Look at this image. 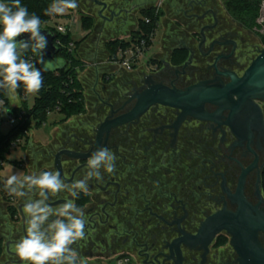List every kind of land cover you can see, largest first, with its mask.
Here are the masks:
<instances>
[{"label": "flooded vegetation", "instance_id": "1", "mask_svg": "<svg viewBox=\"0 0 264 264\" xmlns=\"http://www.w3.org/2000/svg\"><path fill=\"white\" fill-rule=\"evenodd\" d=\"M185 1L178 13H181L182 30L190 39L181 40L177 49L188 53L187 61L193 53L192 62L176 70L163 60L149 75L157 83L180 90L199 82L214 81L217 77L224 83L230 82L218 72L229 71L242 76L254 60L246 58L243 62L239 55L241 44L246 42L243 40H252L249 34L240 29L233 32L232 24L223 22L208 0ZM189 21L199 24V31H194ZM243 24L246 22L237 21L238 27L246 30ZM178 29L172 31L178 32ZM252 29V34H261L258 26ZM203 32L206 42L200 48ZM170 37L174 42L177 40L174 34ZM213 42L224 45L216 43L210 52ZM143 86L142 83L133 85L125 94L119 92V96L111 92L110 99L120 100L98 101L97 117L80 118L86 121L81 122L78 129L69 134L52 135L45 147L33 150L30 146L26 157L27 175L59 171L61 177L71 183L83 177L87 159L97 148L107 147L117 156L116 171L104 173L102 181H89L88 194L80 193L73 198L61 192L50 196L48 201L56 207L65 198L75 199L76 205L83 208L86 238L71 247L85 263H108L124 255L129 256L133 264H241L231 244L232 237L226 231L209 243L206 238H194L203 223L225 206L229 211L237 210L224 189L235 194L243 170L254 164L256 167L246 180L245 195L250 203L258 204L256 192L260 176L264 196V101H257L259 114L253 110L245 116L241 114L243 117L234 125L237 134L233 127L226 125L229 112H223L214 121L187 118L176 127L180 111L156 105L138 120L113 128L99 139L101 124L112 111L115 114L111 120L130 112L135 102L128 100L142 91ZM217 110L216 106H207L211 114ZM251 117V128H246L241 120ZM64 152H71L74 157ZM27 199L13 196L5 200L9 225L1 229L4 233L0 239L4 240L7 256L2 264H24L15 255L14 244L26 234L22 209ZM261 208L264 209V204ZM259 241L264 248V233L259 234Z\"/></svg>", "mask_w": 264, "mask_h": 264}, {"label": "clouds", "instance_id": "2", "mask_svg": "<svg viewBox=\"0 0 264 264\" xmlns=\"http://www.w3.org/2000/svg\"><path fill=\"white\" fill-rule=\"evenodd\" d=\"M77 7V0H53L44 15H63ZM41 25V18L30 14L21 0L0 2V90L7 94L16 93L21 84L28 94L39 93L43 86L41 69L22 56L29 49L39 56L44 71L58 66L53 60L43 59L48 40L41 32ZM26 33L28 39H18ZM116 161L115 153L102 146L88 157L83 177L71 183H67L59 171H41L22 177L12 174L6 178L4 188L9 195L28 197L22 209L26 234L14 244V253L20 261L24 264H85L71 247L86 238L83 208L76 205L75 199L65 198L56 207L48 201L50 196L61 192L73 198L80 193L88 194L89 181H102L104 173L113 174ZM30 194L39 198L34 199Z\"/></svg>", "mask_w": 264, "mask_h": 264}, {"label": "water", "instance_id": "3", "mask_svg": "<svg viewBox=\"0 0 264 264\" xmlns=\"http://www.w3.org/2000/svg\"><path fill=\"white\" fill-rule=\"evenodd\" d=\"M103 1L101 3L102 10L99 13L101 17H103L104 11L114 7L112 4H108L110 0ZM114 14L115 12H112V15ZM41 32L46 35L48 40L43 59L45 61L53 60L58 65L50 72L64 69L66 62L56 57L58 48L54 43L55 35L49 29L41 28ZM28 37L29 34L26 33L18 37V39L26 40ZM202 37L200 48L206 42L204 32ZM216 43L224 45L219 42H213L210 52ZM232 44L236 45L235 42H232ZM192 55L193 53L188 61L182 65V68L187 67L192 62ZM219 59L220 57L216 59V62ZM40 65L44 69L41 63ZM167 65L176 70L181 67ZM214 67H216V64H214ZM218 75L229 78L230 82L224 83L220 77H217L214 81L199 82L184 90L169 88L166 85L157 83L152 75L146 76L142 81L145 87L143 86L142 91H137L128 100L129 102H135L134 108L130 112L111 120V117L115 114L112 111V114L106 118V121L98 129L99 139L105 133L109 134L113 128L138 120L151 107L156 105L171 107L180 111L175 124L176 127L187 118H194L199 121H214L216 118L219 119L223 112H229L226 125L233 127L234 133L237 134L234 125L242 115H247L250 110L258 114L261 112L257 101H264V49L259 51L258 56L252 61L242 76L229 71L218 72ZM207 106H216L218 110L216 113L211 114L207 111ZM251 116L253 117V115ZM252 117L247 121L242 119L243 126L246 128L250 127L249 125L254 118ZM259 122L263 127L261 117ZM250 128L247 132H250ZM250 139H248L249 142L251 141ZM241 141L245 140L242 139ZM64 153L74 157L71 152ZM57 165H59V155L57 156ZM255 167L256 164L243 170L235 194H232L227 188L224 189L229 199L237 205V210L229 211L225 206L222 211L209 217L203 223L199 235L194 238L196 240L206 238L207 243H209L217 234L226 231L232 237L231 244L239 255L241 264H264V248L259 241V234L264 233V209L261 208L262 204H264V196L261 190L260 176L258 177L256 192V197L259 200L258 204L253 205L250 203L245 195L247 177Z\"/></svg>", "mask_w": 264, "mask_h": 264}, {"label": "rangeland", "instance_id": "4", "mask_svg": "<svg viewBox=\"0 0 264 264\" xmlns=\"http://www.w3.org/2000/svg\"><path fill=\"white\" fill-rule=\"evenodd\" d=\"M142 1V0H141ZM157 0H147L148 3H154ZM210 2V5L215 6L217 13L219 15V18L222 19L223 22H228L229 24H232V31L237 32V29H240L241 32L249 34L248 36L251 37L252 40H243L246 42H242L241 44V49L239 51V55L241 56V60L244 62L247 58L248 61L251 59H255L256 56H258L259 51L264 49V44L262 43L261 39L259 36L262 34L257 33V35L252 34L254 33L253 29L248 27V23L243 24L246 30H243L238 27L237 21H240L238 19H235L232 17L227 9V0H208ZM1 2V1H0ZM104 2L103 0H77L78 7L74 10H67L65 14L59 15L58 17L51 18L47 25L41 26V28L44 29H49L47 26H52L53 28L56 26V24L63 25V26H69L72 30V38L75 41H79L81 37V31H78V26L81 25V15L83 10L85 9L87 12L90 10L92 13H96L99 15V13L102 10L101 3ZM186 1L185 0H166L165 3L163 4V8L161 9V19H160V26L157 29L156 32V38H155V45L151 50H149L145 56L146 59H151L154 57V55L157 53V46L159 43V40H164V38L167 40L169 44L171 43L172 45L170 46L169 44L165 45L166 47L163 48V52L161 55V59L163 60L168 59L169 55L171 54V47H173V44L176 42L177 44L180 43L181 40H187L190 39V36L188 33H186L185 30H182V25L180 23L181 20V13H178L180 8L184 7ZM108 4L110 1H108ZM111 10V9H110ZM110 10L104 11L103 15H106L105 12H110ZM138 20L144 21V16L140 15ZM195 29L194 31H199V24L195 23H190ZM194 22V21H193ZM244 22V21H243ZM162 25L165 27V29L162 30ZM190 25V26H191ZM174 28H179L178 32L172 31ZM50 30V29H49ZM172 31V32H171ZM252 31V32H251ZM259 32V31H258ZM176 35V41L174 42L175 39H172L169 36ZM167 36V37H166ZM196 36V35H195ZM258 36V37H257ZM193 43V41H192ZM198 45V44H196ZM23 58H25V55H23ZM38 57V61H39ZM29 60V59H27ZM30 62H34L35 60H30ZM33 63V64H34ZM150 71L148 72L146 70V75H149ZM146 75H142L145 76ZM138 78L136 75H133L132 77H125L123 78V82L117 87V88H112L109 87L108 90H103V86L105 82L103 80H97V84L99 83V86L95 87V79L93 77H90V81H88L87 78V84L89 86L87 94H86V99L87 101L90 100V103L87 104L86 107V113L80 114V115H74L71 116L69 119L65 120L64 115H59L58 113H52L49 117L47 122L39 128H32V130L29 133L30 137V142L29 146H19L17 149L13 150L10 154H7L5 157V160L3 162V166L0 167V236L1 233L3 232L1 229L3 226H6L7 224L9 225V219L7 217L6 213V205H5V200L8 198L13 197L12 195H9L4 188V181L9 175L12 174H18L21 177L23 175H27V163H26V157L28 154L29 147L33 148V150H36L37 148L45 147L47 142L50 140L51 136L54 134H65V133H71L75 129H78L79 126L81 125V122H84L86 120H82L80 118H95L97 117V107L98 103L97 100H99V96L101 95L103 99L108 100V96H111V92H117L116 95H118L119 92H122V94H125V86H129V81L132 82H140L139 84L142 83L143 77ZM133 79V80H131ZM95 84V85H94ZM132 84V83H131ZM97 88V89H96ZM95 89V91H94ZM113 89V90H112ZM7 94V93H6ZM119 96V95H118ZM8 97V102H9V108L11 109H17L18 107H14L12 105H18L19 107H22L23 105V100L27 101V105L29 107H32L35 103V99L37 98V94H28L25 92V90L22 92V95L18 93V89L16 93L13 94H7ZM110 101H114V99H109ZM116 100V99H115ZM120 100V98L118 99ZM1 103V101H0ZM86 105V104H85ZM1 108V104H0ZM8 113L6 110H1L0 109V121L6 122L8 121ZM9 131L8 127L3 126L1 128V132L3 134H7ZM254 187V186H253ZM254 190V189H253ZM254 193V192H253ZM11 224V223H10ZM4 233V232H3ZM4 240H2V245L4 248ZM7 260V256L3 254L0 256V264L3 263V260ZM85 264H107L105 262L101 261H90L86 262Z\"/></svg>", "mask_w": 264, "mask_h": 264}, {"label": "trees", "instance_id": "5", "mask_svg": "<svg viewBox=\"0 0 264 264\" xmlns=\"http://www.w3.org/2000/svg\"><path fill=\"white\" fill-rule=\"evenodd\" d=\"M0 1L10 3V0ZM263 1L264 0H227V9L232 17L248 23V27L252 29L257 26L256 21L258 19L260 6ZM52 2L53 0H21V5L26 6L30 14L35 13L39 16L42 20L41 26H44L47 25L49 20L52 18V16L44 15V10L47 9ZM142 15L144 16V21L139 22L140 29L132 34V40L130 42H126L124 40L109 42L108 47L111 50H125L132 42H136L135 40L144 38V36H147V34L154 31L160 22L162 13L160 10L159 14H155V9L151 8L143 10ZM146 18H150L152 23L146 24ZM81 26L83 30H91L94 26V19L90 16L81 15ZM47 27L53 32V34H55V45L57 46L56 42L58 39H60L63 44V47L57 46L58 53L56 57L64 60L66 62V67L53 72L44 71L38 61L39 56L37 54L32 53L30 49L22 54V56L25 55V59H29V62L30 60H35V63H31H34L36 67L41 69L43 86L39 93H37V98L35 99V103L32 107H29L27 105V101L23 100L21 108L26 111V122L23 125H19L10 130L7 134H3L0 131V167L3 166L6 155L10 154L12 143L19 139H23L26 144L25 146H27L30 141L28 133H30L34 127H42L48 120V113H58L59 115H64L65 120H67L71 116L86 113L87 104L90 103L88 102L90 100L87 101L86 99L83 85L79 79V72L83 70L85 66L77 55V50L79 49L82 41L75 42L71 34L56 35L55 28L52 26ZM261 41L264 44V35L262 36ZM70 43L74 44V48L71 51L69 50ZM187 58L188 53L185 50L176 49L172 52L170 62L173 66L179 67L187 61ZM130 77L132 76H129V78ZM108 81L109 80L105 78V82L109 83L110 81ZM139 83L140 82L138 81H129L130 85L125 86L123 90L127 91L132 89L133 85H137ZM107 86L105 89L108 88ZM23 91L24 87L21 84L18 89V93L22 95ZM108 98L110 99V97ZM0 101L9 105L8 97L4 90H0ZM98 101L100 100H97V102ZM3 250L2 239H0V256L3 254Z\"/></svg>", "mask_w": 264, "mask_h": 264}, {"label": "crops", "instance_id": "6", "mask_svg": "<svg viewBox=\"0 0 264 264\" xmlns=\"http://www.w3.org/2000/svg\"><path fill=\"white\" fill-rule=\"evenodd\" d=\"M158 1L159 0L154 3H148L147 0H110V3H112L114 7L111 8L110 12H105L106 15H103V17L97 15L96 13H92L91 10L87 12L85 9H81L83 12L80 15L90 16L94 19L93 28L86 31L83 30L81 26L78 29V31L82 32L80 40H74L75 42L82 41L79 49L77 50V55L85 65L84 69L79 72V79L83 85L85 95L87 94L89 88L87 82L90 81V77H93V79L96 80L95 84H97V80H99V82L100 80L105 82V78H107L110 82L108 81L109 83H104L109 85L103 86V90L109 91V87L117 88L123 82V78L133 75L141 77L146 74V70L148 72L155 70L156 67L163 61V58L161 59L163 48L166 47L165 45L169 44L166 42L167 40L165 38L164 40H162V38L159 40L157 46L158 49L156 51L157 53L153 58L148 60L145 56L147 52L153 48L155 41L150 46L149 50L134 64L135 66L131 71H128L123 66L114 63V59L116 57H123L120 52L121 49L113 51L108 47L109 42H113L115 40L130 42L132 40V34L140 29V20H138V18L142 15V11L145 9L155 8ZM112 12H115V14L112 15ZM122 12H125V14H122ZM164 28L165 27L162 25V30ZM137 40L135 41L137 42ZM133 43L134 42H132L128 48L132 47ZM169 45L171 46L172 44L170 43ZM178 45L179 43L177 44L176 42L173 44V47H171V54L168 59H164L165 64L173 66L170 62L171 55L172 52L178 48ZM97 86H99V83L95 85V87ZM106 86L108 87L107 89H105ZM98 96L99 100L103 99L101 95ZM12 106L20 108L18 105ZM28 146L29 144L25 147Z\"/></svg>", "mask_w": 264, "mask_h": 264}, {"label": "built area", "instance_id": "7", "mask_svg": "<svg viewBox=\"0 0 264 264\" xmlns=\"http://www.w3.org/2000/svg\"><path fill=\"white\" fill-rule=\"evenodd\" d=\"M166 0H159L155 9V14H159L160 10L163 8V4L165 3ZM59 16V15H58ZM58 16H52V18H56ZM146 24H151L152 21L150 18L145 19ZM256 24L259 28V31L261 34H264V1L261 3L260 6V12L258 19L256 21ZM159 26V24H158ZM158 26L154 31L151 33L147 34V36H144V38H141L137 40V42H134L132 44V47L126 49V50H120L122 53L123 57L122 58H115L114 63L119 64L126 68L128 71L133 70V67L135 66L134 64L141 58L150 48V46L154 43L155 38H156V32L158 29ZM81 25L78 26L80 28ZM56 31V35H67V34H72V30L69 26H63L56 24L54 27ZM62 29V30H61ZM55 35V34H54ZM57 46L63 47V44L60 39L57 40L56 42ZM74 48V44L70 43L69 45V50L71 51ZM1 110H6L8 113V121L3 122L0 121V131L3 126L8 127L9 131L16 128L19 125H23L26 122V111L23 110L21 107L17 109H11L9 106L1 101ZM49 116L52 113H48ZM8 131V132H9ZM29 136V133H28ZM26 145L23 139H19L15 142L12 143L10 153L17 149L19 146H24ZM107 264H133L132 260L129 256H116L112 260H110Z\"/></svg>", "mask_w": 264, "mask_h": 264}]
</instances>
